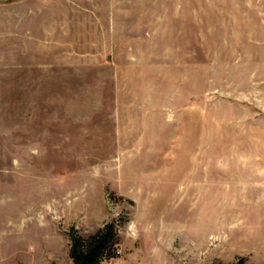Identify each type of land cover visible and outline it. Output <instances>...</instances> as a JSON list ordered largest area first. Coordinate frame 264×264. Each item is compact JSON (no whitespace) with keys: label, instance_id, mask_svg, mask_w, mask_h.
<instances>
[{"label":"rangeland","instance_id":"obj_1","mask_svg":"<svg viewBox=\"0 0 264 264\" xmlns=\"http://www.w3.org/2000/svg\"><path fill=\"white\" fill-rule=\"evenodd\" d=\"M264 264V0H0V264Z\"/></svg>","mask_w":264,"mask_h":264},{"label":"trees","instance_id":"obj_2","mask_svg":"<svg viewBox=\"0 0 264 264\" xmlns=\"http://www.w3.org/2000/svg\"><path fill=\"white\" fill-rule=\"evenodd\" d=\"M116 239V228L111 221L87 237L71 233L69 255L73 264H100L102 257L111 253Z\"/></svg>","mask_w":264,"mask_h":264}]
</instances>
